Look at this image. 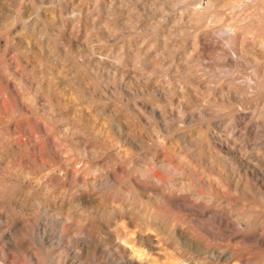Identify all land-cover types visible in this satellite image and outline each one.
<instances>
[{"label":"rangeland","instance_id":"374dc122","mask_svg":"<svg viewBox=\"0 0 264 264\" xmlns=\"http://www.w3.org/2000/svg\"><path fill=\"white\" fill-rule=\"evenodd\" d=\"M0 264H264V0H0Z\"/></svg>","mask_w":264,"mask_h":264},{"label":"bare ground","instance_id":"6f19581e","mask_svg":"<svg viewBox=\"0 0 264 264\" xmlns=\"http://www.w3.org/2000/svg\"><path fill=\"white\" fill-rule=\"evenodd\" d=\"M214 256V255H213Z\"/></svg>","mask_w":264,"mask_h":264}]
</instances>
